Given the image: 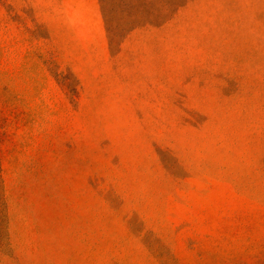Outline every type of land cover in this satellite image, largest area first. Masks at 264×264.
Returning <instances> with one entry per match:
<instances>
[{
    "label": "rangeland",
    "instance_id": "374dc122",
    "mask_svg": "<svg viewBox=\"0 0 264 264\" xmlns=\"http://www.w3.org/2000/svg\"><path fill=\"white\" fill-rule=\"evenodd\" d=\"M0 264H264V0H0Z\"/></svg>",
    "mask_w": 264,
    "mask_h": 264
}]
</instances>
